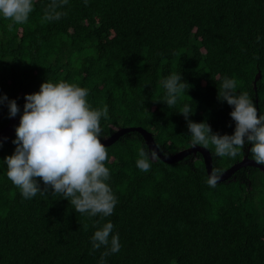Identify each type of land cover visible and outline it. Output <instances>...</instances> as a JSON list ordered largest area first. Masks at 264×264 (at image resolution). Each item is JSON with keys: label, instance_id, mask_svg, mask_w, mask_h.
<instances>
[{"label": "trees", "instance_id": "1", "mask_svg": "<svg viewBox=\"0 0 264 264\" xmlns=\"http://www.w3.org/2000/svg\"><path fill=\"white\" fill-rule=\"evenodd\" d=\"M51 3L33 0L28 21L11 30L0 17V95L16 100L18 114L42 83L75 84L88 90L93 109L108 108L100 138L142 126L167 155L191 145L185 104L188 119L233 134L232 107L217 99L225 77L264 115V0H68L57 9L65 16L44 21ZM173 73L191 87L169 108L162 81ZM10 119L5 102L0 129ZM15 138L0 143V264H100L107 249L94 250L91 238L107 222L120 250L104 264H264L260 168L243 167L215 187L200 153L175 163L159 158L142 172L138 153L149 147L130 131L106 146L114 212L90 217L51 192L22 197L4 162ZM248 148L231 158L209 145L213 169L225 170Z\"/></svg>", "mask_w": 264, "mask_h": 264}, {"label": "clouds", "instance_id": "2", "mask_svg": "<svg viewBox=\"0 0 264 264\" xmlns=\"http://www.w3.org/2000/svg\"><path fill=\"white\" fill-rule=\"evenodd\" d=\"M67 4L68 0H52L43 20H59L66 13L57 9ZM33 10V0H0V17L11 21L9 30L13 24L26 23ZM162 85L166 90L163 102L169 108L176 105L178 97L191 87L183 81L180 73L171 74ZM236 87L234 79L225 77L217 93L220 102L226 101L232 107L229 115L235 128L231 135L214 133L206 121L197 123L188 119L193 110L187 104L180 114L187 121L193 148L208 149L212 145L216 156L235 158L247 143L251 145L249 151L255 164L264 165V115L258 113L247 92L237 95ZM88 95L86 88L75 84L48 81L41 84L38 92L26 94L23 114L15 128L13 143L16 147L4 162L7 178L24 199L51 192L68 200L76 212L104 218L113 214L117 204L116 196L106 183L110 179V170L105 166L108 153L100 139V121L102 117H108V108L93 109L87 100ZM5 102L9 117H16L20 112L16 100L0 95V105ZM138 156L136 165L142 172L150 171V161L159 159L154 149L145 151L141 148ZM221 177L222 171L214 168L206 183L215 187ZM113 227L107 222L91 238L94 250L101 246L107 249L101 255L100 264H104V257L120 250L118 234L109 242Z\"/></svg>", "mask_w": 264, "mask_h": 264}, {"label": "water", "instance_id": "3", "mask_svg": "<svg viewBox=\"0 0 264 264\" xmlns=\"http://www.w3.org/2000/svg\"><path fill=\"white\" fill-rule=\"evenodd\" d=\"M261 77H262V72H261V70H259L254 81H253L255 90H257V82L259 79H261ZM21 115L22 114H17L16 117H12L10 119V121L3 128L0 129V142H5V141L9 140L10 138H12L16 134L15 128L19 125V120H20ZM130 131L139 132L143 136V138H144L147 146L149 147V149L156 150L157 153L159 154V158H161L165 162L175 163V162H178V161L184 159L186 156H188L190 154L200 153V154H202V157L204 159L206 169L208 172V176L211 173V171L213 170V155H212V152L209 148L204 149L200 146L193 148L192 144H191L189 147L183 148V149H181L175 153L167 155V154H164L161 151V149L159 148L158 144L155 141V138H154L152 132H150L149 130H147L146 128H144L142 126L120 127L110 136H107L105 138H100V139L102 140V142L106 146H109V145L115 143L122 135H124ZM250 147H251V145H250ZM250 147L248 148L247 152L244 154L242 159L236 161L231 166H229V168H226L225 170L222 171V177L219 180V182L230 179V177H232L233 174L237 170H239L243 167H247V166H255V167L260 168L262 171H264V165L255 164V162L250 157V151H249Z\"/></svg>", "mask_w": 264, "mask_h": 264}, {"label": "rangeland", "instance_id": "4", "mask_svg": "<svg viewBox=\"0 0 264 264\" xmlns=\"http://www.w3.org/2000/svg\"><path fill=\"white\" fill-rule=\"evenodd\" d=\"M227 168H229V167H227ZM264 176H263V174H260V178H263ZM264 179V178H263Z\"/></svg>", "mask_w": 264, "mask_h": 264}, {"label": "flooded vegetation", "instance_id": "5", "mask_svg": "<svg viewBox=\"0 0 264 264\" xmlns=\"http://www.w3.org/2000/svg\"><path fill=\"white\" fill-rule=\"evenodd\" d=\"M249 147H250V145H249ZM244 156V155H243ZM251 157V156H250ZM252 158V157H251Z\"/></svg>", "mask_w": 264, "mask_h": 264}]
</instances>
